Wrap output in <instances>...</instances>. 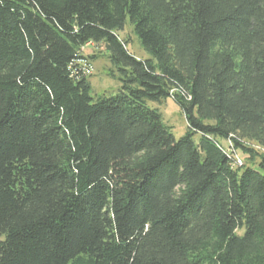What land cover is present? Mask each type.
<instances>
[{"label":"trees","instance_id":"16d2710c","mask_svg":"<svg viewBox=\"0 0 264 264\" xmlns=\"http://www.w3.org/2000/svg\"><path fill=\"white\" fill-rule=\"evenodd\" d=\"M89 44L115 95L91 96ZM169 98L179 139L150 105ZM245 143L264 149V0H0V264H264Z\"/></svg>","mask_w":264,"mask_h":264},{"label":"rangeland","instance_id":"374dc122","mask_svg":"<svg viewBox=\"0 0 264 264\" xmlns=\"http://www.w3.org/2000/svg\"><path fill=\"white\" fill-rule=\"evenodd\" d=\"M119 38L127 44L129 52L137 59L149 58V55L141 48L134 32L133 27L127 21ZM81 58H85L91 67V75L88 81L91 86V96L96 99L103 96L115 95L121 86L117 71L111 67L107 52L98 44H89L85 46L81 52ZM83 56V57H82ZM114 74V76H112ZM151 107L158 109L162 115L163 122L170 128L175 139H179L185 135L187 124L180 109L169 98L160 104H150ZM198 135L195 136L197 141ZM219 143L227 149L228 142L220 140ZM251 150L259 155L264 156V149L254 143H245ZM238 163L246 165L248 163V155L238 150L234 156ZM257 160V159H256ZM257 162V161H256ZM242 232H238L241 234Z\"/></svg>","mask_w":264,"mask_h":264},{"label":"built area","instance_id":"2783aa9c","mask_svg":"<svg viewBox=\"0 0 264 264\" xmlns=\"http://www.w3.org/2000/svg\"><path fill=\"white\" fill-rule=\"evenodd\" d=\"M76 64H78L83 72V74L87 77L91 75V67L88 65L85 58H80L76 61Z\"/></svg>","mask_w":264,"mask_h":264}]
</instances>
